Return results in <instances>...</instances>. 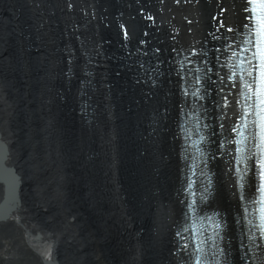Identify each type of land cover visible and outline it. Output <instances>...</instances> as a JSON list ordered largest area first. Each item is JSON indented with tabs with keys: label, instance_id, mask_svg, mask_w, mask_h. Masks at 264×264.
I'll list each match as a JSON object with an SVG mask.
<instances>
[{
	"label": "bare ground",
	"instance_id": "bare-ground-1",
	"mask_svg": "<svg viewBox=\"0 0 264 264\" xmlns=\"http://www.w3.org/2000/svg\"><path fill=\"white\" fill-rule=\"evenodd\" d=\"M23 10L33 19L25 30ZM108 13L116 14V35L102 24ZM246 15L244 0H0V203L8 196L0 212L7 223L0 251L7 264H193L198 238L192 225L208 224L205 217L223 225L222 264H264V249L249 245L247 223L257 222L252 215L257 177L241 199L230 171L236 145L225 137L235 136L230 128L237 119V89L227 79L221 84L229 71L220 67L227 41L214 39L226 35L238 41ZM221 20L234 31L225 33ZM8 23L14 25L9 33ZM99 31L137 54L130 66L135 75L125 72L121 79L113 68L103 74L117 93L113 99L126 94L134 117L118 112L115 104L102 119L101 90L93 94L76 87L83 63L103 69ZM27 33L31 38L25 40ZM64 42L72 49V74L65 73L70 75L65 80L58 62ZM195 75L206 89L199 104L183 92L182 80ZM98 78L90 83L98 84ZM224 95L231 108L222 107ZM94 98L96 110L87 114L96 112L97 120L88 124L75 106L88 107ZM184 128H191L192 140L201 133L209 138L201 158L207 164L200 169L211 184L192 175L188 157L195 150L185 141ZM189 179L195 181V195L188 191ZM205 235H214L211 227L199 239Z\"/></svg>",
	"mask_w": 264,
	"mask_h": 264
},
{
	"label": "snow or ice",
	"instance_id": "snow-or-ice-1",
	"mask_svg": "<svg viewBox=\"0 0 264 264\" xmlns=\"http://www.w3.org/2000/svg\"><path fill=\"white\" fill-rule=\"evenodd\" d=\"M244 11L247 13L246 23L242 25L243 32L238 41L233 42L226 35L214 37V39L223 38L227 41L225 50L228 52V56L226 62L220 67L227 68L229 71L226 77H220L221 84L227 79L231 81L230 88L237 89L236 95L233 97L236 105L233 114L236 115L237 119L230 128V132L234 133L235 136L233 138L225 137L229 144L237 145L233 150L235 155L232 156L230 171L236 176V184L241 189V199H245L243 192L246 184L254 177L259 178L258 193L260 199L252 202V215L257 217L258 222L249 219L247 223L249 225V245L251 248L264 249V0H244ZM219 27L223 28L225 33L234 31L231 26H226L224 20H221ZM124 34L127 36L126 31ZM183 67L184 63L181 62V68ZM191 71L188 69L189 75H191ZM196 71L199 73L201 69H196ZM182 83L185 85L184 95L191 97L197 104L206 98V89L202 87L204 81L200 75H195L191 81L183 79ZM219 91L223 93L224 88L221 87ZM232 103L228 95L223 96V108H231ZM199 123L200 120L197 117V124ZM202 127L206 129L208 125L203 124ZM220 128L223 130L225 125L221 123ZM182 131L185 141L195 150L188 157L192 162V175H198L207 184H211V178L203 169H200V163L207 164V160H201V158L205 155L204 145L209 139L208 136L201 133L198 139L192 140L191 128H184ZM221 148H224L223 142ZM185 151L187 152L189 149L186 148ZM224 154L221 152V155ZM194 183L195 181L192 179L187 181L188 191L192 195H195L192 191ZM207 190L204 188V192ZM195 203L197 202H194L193 208ZM204 219L208 220L209 223L204 224L203 221H200L199 223L194 222L192 225V229L198 238L195 242L193 264H222L220 257L223 255L224 249L220 247L218 241L223 239V225L211 217ZM207 227H211L214 235H205L199 239ZM188 230L185 229V231ZM40 238L42 239V236ZM47 264H54V261H48Z\"/></svg>",
	"mask_w": 264,
	"mask_h": 264
},
{
	"label": "rangeland",
	"instance_id": "rangeland-1",
	"mask_svg": "<svg viewBox=\"0 0 264 264\" xmlns=\"http://www.w3.org/2000/svg\"><path fill=\"white\" fill-rule=\"evenodd\" d=\"M20 10H21V8L17 9L16 11H19L20 12ZM12 11H15V9L12 10ZM23 11L24 12L22 14H25V16H26L25 17V20L28 19L22 25L23 27L21 28V29H24L25 30V26H26V24H28L27 22L28 21H33V19L30 17L28 11H26V10H23ZM15 13L16 12H14V13L12 12L11 15L14 16ZM104 16H105V18H104L102 24L103 25L104 24L105 25H108V27L111 30V33L113 32L112 34L116 35L117 34L116 33V29H114L112 27L113 18H117L116 17V14L115 13H108L107 15L104 14ZM11 24L12 23H8L7 24V29H5V30L8 31V33L10 31L8 29H13L14 28V25H11ZM43 24H41L40 26L41 27L47 26L46 24L45 25H43ZM118 24L119 23L116 24V27H117ZM64 30L65 31H68V29H66V28H64ZM110 30H109V32H110ZM108 33H107V35L103 34V32H101V31H99L97 33L98 42L100 44V48H98L99 49V52H98V55L99 56L97 55L98 56L97 58H98V60L99 59L102 60V65L99 66V67H101L103 69H98V70H96L97 71L96 72L93 69H88L87 66L83 63V65H82L81 69L79 70L78 75L76 77L75 84H76V87L85 86V89L84 90L90 91L93 94H96L99 89L101 90V94H102L101 95V99H102V104L103 105H102V111L100 110V112H98V113H100V115H103V114H105V116L106 115H109V113L111 111L109 107H111V109H113L114 105L116 104V106L119 109L118 112L121 111V109H123L122 111H126L125 113H127L129 111L131 113V115H130V118H131V117H134V115H136V112H134V109H132L131 107L126 108V106H129L128 104H126L127 99L124 100L126 98V94H124V95L121 96V100L120 101H119V99H117V97L115 99H113V96L115 94H117V93L115 92L114 89H112L110 87L108 88L109 85L105 84L107 78L104 77L103 74L106 73L110 68H113V69H115L117 71V73H115V76L118 75L121 79H122L123 76L126 75L125 72H129L128 77L130 76V74L135 75L136 69L131 70L130 66L132 64H135L137 62V59H138L137 58V54L135 53V50L134 49L133 50H130V49H128V50L120 49L116 44H114L112 41H110ZM27 34L25 35L26 36L25 40H27L28 38H31V37H29L30 34H28V35ZM77 40H78L77 41V44H79L82 47V41H81V39L77 37ZM96 40L97 39H94V41H96ZM47 51L49 52L50 50L47 49ZM80 52H82V51H80ZM71 53H72V49H71L70 44L69 43L66 44V42H64L62 44V46H61V56L62 57L60 56L58 58V62L60 61L59 63L61 64V67L59 69V72L62 73V75L64 76L63 77L64 80H65V78L70 77V75L72 74V72L70 70L71 67L68 70V67H69L68 65L70 64V66H71V62H70ZM131 54L133 55V57H131ZM119 58H121V59L122 58H125V60L124 61H120ZM78 59L79 60H83V58H80V53H79V58ZM54 62H55L54 60H51L50 62L45 63V65H46L45 66L46 67L45 68L46 73L49 72V70H50V68H51V66H52V64ZM95 63L99 64V62H97V61H95ZM80 64H82V63H80ZM132 67H133V65H132ZM45 70H43V71L45 72ZM40 71L41 70H39V72ZM65 73H70V75H68L67 77H65ZM96 75L99 77L98 80H96V82L98 84H95L94 82H93L94 84L93 83H90V80H92L93 76L96 77ZM43 77L44 76H42V79H43ZM115 79H117V78L114 77V80ZM81 90H83V89L81 88ZM123 97H124V99H123ZM111 100H112V103H111ZM128 101H129V99H128ZM94 102H97L95 100V98L89 101V106L88 107L87 106H83V105L80 106L78 103L75 106L76 113L79 114L78 117L81 120H83L82 114H84L85 115L84 116V120L88 124H90V123H96V120H97V115H96L97 113L96 112H95V114H91L90 112H89V115L87 114V110L88 109L91 110V111H92V109H95L93 107V105L91 104V103H94ZM117 107L114 110H117ZM53 108L54 107L50 108V112H49L50 115L52 113H54L52 111ZM105 116L103 115L102 116V119L105 120ZM120 116L122 118L123 117V113ZM175 178L176 177L174 176L173 179L175 180ZM4 222L5 221H0V232L2 234V235L0 234V236L3 237V241L6 240V238H4V236L5 237L7 236V223L4 224ZM136 238L137 237L135 236V239ZM3 241L0 240V246L2 245V242ZM133 243L135 244V242H133ZM3 253L1 254V251H0V254H1L0 255V264H7V255L6 254H3ZM114 258H117V256L114 255ZM23 264H25V263H23ZM43 264H45L44 261H43Z\"/></svg>",
	"mask_w": 264,
	"mask_h": 264
},
{
	"label": "water",
	"instance_id": "water-1",
	"mask_svg": "<svg viewBox=\"0 0 264 264\" xmlns=\"http://www.w3.org/2000/svg\"><path fill=\"white\" fill-rule=\"evenodd\" d=\"M15 177L18 179V175L17 174L15 175ZM7 197L8 196H7V193H6V196H5L4 200L0 203V212L4 211V209H2V208L6 205L5 203L7 201ZM19 201H20V199H19L18 195L15 194V199H14V201L12 203H15L14 205H16V203L19 202ZM0 218H2V216H0ZM49 261H51V260H49ZM54 264H59V263L57 261H54Z\"/></svg>",
	"mask_w": 264,
	"mask_h": 264
}]
</instances>
